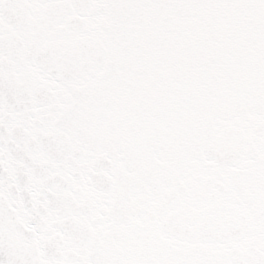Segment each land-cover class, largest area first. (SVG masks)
I'll use <instances>...</instances> for the list:
<instances>
[{
	"label": "snow or ice",
	"instance_id": "obj_1",
	"mask_svg": "<svg viewBox=\"0 0 264 264\" xmlns=\"http://www.w3.org/2000/svg\"><path fill=\"white\" fill-rule=\"evenodd\" d=\"M0 264H264V0H0Z\"/></svg>",
	"mask_w": 264,
	"mask_h": 264
}]
</instances>
